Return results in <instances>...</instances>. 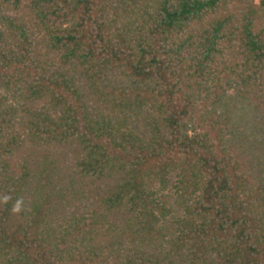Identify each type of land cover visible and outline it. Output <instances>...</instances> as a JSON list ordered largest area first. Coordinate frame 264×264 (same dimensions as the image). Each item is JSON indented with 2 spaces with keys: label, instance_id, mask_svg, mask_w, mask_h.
I'll return each instance as SVG.
<instances>
[{
  "label": "trees",
  "instance_id": "obj_1",
  "mask_svg": "<svg viewBox=\"0 0 264 264\" xmlns=\"http://www.w3.org/2000/svg\"><path fill=\"white\" fill-rule=\"evenodd\" d=\"M0 264H264V0H0Z\"/></svg>",
  "mask_w": 264,
  "mask_h": 264
}]
</instances>
